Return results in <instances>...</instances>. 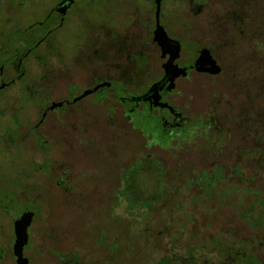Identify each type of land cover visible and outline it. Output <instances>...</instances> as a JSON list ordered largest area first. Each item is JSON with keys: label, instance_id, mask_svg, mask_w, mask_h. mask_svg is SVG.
I'll list each match as a JSON object with an SVG mask.
<instances>
[{"label": "rangeland", "instance_id": "1", "mask_svg": "<svg viewBox=\"0 0 264 264\" xmlns=\"http://www.w3.org/2000/svg\"><path fill=\"white\" fill-rule=\"evenodd\" d=\"M3 1L5 0H1V3ZM17 1L15 0V2ZM49 1L45 5L47 9L52 6L55 0ZM58 1L60 0H56V2ZM179 1L181 2L179 12L183 11L182 13L186 14V17L194 23L193 27L189 25L188 28L178 26L176 33L179 38L183 39L189 36L194 42L215 46L223 41L219 36L223 29H226L224 35L230 36L225 39L226 45L214 49V54L223 65L222 71L220 69L216 73L217 76L199 77L197 79L199 82L195 83L197 80L194 75L193 85L186 82L181 83V87L185 86L183 92L180 93L185 96V99L180 97L183 102L185 101L183 104L185 106L180 104L185 108L182 111L189 118H195L201 112L208 110L207 114L223 127L237 126L241 122L243 113L240 111V105L245 101L236 98L237 89H233V84L258 78V83L264 87V69L259 71V65L252 61L261 55L264 56V46L260 44L264 41V0H255L253 7L256 10L254 12L249 9L252 1L245 0L242 5L245 11L241 12L252 16L253 23H245L247 18H242L237 26H233L234 22L231 20L239 13L236 5L232 1L226 2L225 0L222 4L219 0L220 5L217 6V11H213L215 20L210 18L211 23L216 24L218 32H212L214 30L210 29L205 18L210 12L208 11L209 2L203 6V0ZM25 3L27 5L21 6L23 11L14 15L13 18L17 24L20 23L23 26L28 23L24 20L31 17L30 11H35L34 19L40 18V7H42L40 5L44 2L30 0ZM85 3H80V5L84 6ZM7 4H3L6 6L7 14L1 18L0 31L12 29L13 20L11 23L9 22L8 12L14 4L11 6ZM43 9H45L44 6ZM131 14L134 16L133 13ZM84 15L89 14L85 13ZM124 17L125 11L120 15L121 19ZM70 19L71 23L69 22L67 25L69 31L66 32V35L71 36L74 42L75 32L81 26L80 22H75L76 18L74 19L73 15ZM219 24L224 28H219ZM261 31L263 34H260ZM253 35H256L257 39H253ZM233 39H235V44L228 45ZM239 47L240 49H238ZM231 50L245 58V63L240 62L238 56H233L234 53H229ZM34 57L31 58L34 62L30 69L38 71L37 60ZM224 61L228 63L226 64ZM248 61L249 63H247ZM8 69L6 68L7 75H9ZM249 85L254 86V82L250 81ZM56 89L60 90L62 87L57 83ZM188 94L192 96L189 97ZM8 95L10 96L8 103H5L4 99L0 97V104L7 105L6 112L0 117V170L7 171L10 168L15 171L5 183H23L25 186V175H19L18 170L16 171L24 163L22 169L29 174L31 182L25 188L17 187L15 202L12 194L0 191V204L5 213L7 210L10 212L12 218H19L26 210L35 214L28 231L27 244L29 243V245L26 246V244L23 250V255L28 258L29 264H134L139 261L140 249L145 247L135 246L130 250L125 248L128 247L125 245V215L128 212L125 211V202L119 199L120 195L117 196L118 192L115 190L121 184L118 174L121 167L125 168L123 171L125 174V196L135 203H144L162 199L163 196L166 197L165 192L167 191L163 178L167 171L184 170L183 174L188 177L194 173L193 169L199 170L198 166H203V164L209 166L208 164L211 165L221 159L225 160V163L235 160L234 156L228 158L225 155L207 159L198 151L193 152L191 144L183 146L184 148H180L179 151L159 148L157 145L148 147L146 140L140 135L137 136L126 121L125 131L118 132L117 137L107 135L103 138L100 133L107 131L110 126L105 127L101 122L100 117L103 115V109L95 108L91 110V119L88 121L92 132L90 142L78 138L70 142L62 141L61 149L59 148L61 155L54 156L58 161L53 162L52 166L50 165L49 171L38 170L40 159L44 157V147L38 144L35 135L27 132L26 126L19 127V131L22 133L20 139H16L18 137L17 130H9L12 132L13 139H5V124L7 125L10 120L12 112L22 110H19L13 103L12 98L15 99V94L8 91L5 96L8 97ZM259 99L261 97H257V100ZM20 115L21 123H23L27 120L35 122L38 114L35 109H31L27 112L22 111ZM50 116L52 117L53 114ZM94 118H97L99 122L96 125H92ZM88 126L86 125L87 128H89ZM214 131H216V126H213L211 133ZM37 132L52 139L54 144L58 143L57 139H61L59 136L54 137L57 131L50 129L49 122L42 123ZM237 136L239 135L234 137L238 138ZM202 138L204 137L202 136ZM157 140L158 138L155 139V141ZM234 141L236 140L234 139ZM16 145H18L17 149ZM11 150H18L19 153ZM26 157H28L29 163L25 162ZM200 157L204 159L201 160ZM22 159H24L23 163ZM61 161L62 165L74 170L77 176L70 190L57 186L55 181L62 172ZM184 162L185 164H183ZM41 163V167L45 168L48 162L42 160ZM193 165L197 167H193ZM210 169L213 170L212 167ZM257 183L256 185L262 189L264 177L261 180L258 179ZM117 190L120 192L119 189ZM199 192H201L200 189L192 188L184 196L188 198L191 195H196L197 200H201L200 202H203L204 205H209L206 202L208 199L201 196ZM249 193L232 190L226 195L224 200L231 203L221 204V207L225 209L216 213L217 216L211 220L210 228L207 231L201 232L200 230L205 226L203 225L205 222L191 223L184 236L186 233L190 235L198 232V238L195 236L194 239L187 238L195 246L194 251L189 255L186 247H182L183 253L180 256L183 258H179L171 264H257L258 259L264 261V220L255 226L251 220L241 218V209L245 206ZM9 199H12L13 202ZM236 202L238 203L235 204ZM235 205L237 206L235 207ZM210 217L213 216L210 215ZM1 222L0 219V264H15V255L12 247H8L10 241L7 237L8 234L3 233ZM175 229L183 230L177 227ZM58 251L65 255V259H67L65 263L61 261Z\"/></svg>", "mask_w": 264, "mask_h": 264}, {"label": "flooded vegetation", "instance_id": "2", "mask_svg": "<svg viewBox=\"0 0 264 264\" xmlns=\"http://www.w3.org/2000/svg\"><path fill=\"white\" fill-rule=\"evenodd\" d=\"M27 1L30 0H18L17 2L10 0L8 6L14 4L8 12L9 22L13 20L12 29L0 31V97L8 103L10 96L7 97L5 94L10 91L15 94V99L12 98L13 103L19 110L22 109L19 112H12L10 120L7 125L5 124V139H13L11 132L13 130L18 131L16 139H20L22 133L19 127L24 125L27 127V132L35 135L38 144L44 147V157L40 159L38 170L49 171L50 165L58 161L54 156L61 155L59 148L61 149L62 141L70 142L78 138L90 142L92 132L88 121L91 119V110L95 108L103 109L101 122L105 127L110 126L107 131L100 133L101 137L105 138L107 135L117 137L118 132L125 131L126 121L137 136L140 135L146 140L148 147L157 145L159 148H169L173 151H179L180 148H184L183 146L191 144L193 152L198 151L202 154L204 145L216 144L221 140H224L223 144L226 145L227 141L232 140L229 133L227 135L224 133L223 129L226 127H232L234 132L240 129V123L237 126L223 127L207 114L208 110L201 112L195 118H189L182 111L185 108L181 105L185 101L183 102L180 97L185 99V96L180 93L183 92L185 86L181 87V83L186 82L193 85L194 75H196L195 80L199 77L218 75L206 70L209 67L208 64L198 62L201 50L204 48L210 50L213 59L222 71L223 65L214 54V49L226 45L225 39L230 36H225L226 29H223L221 35L219 34L223 41L215 46L194 42L189 36L179 38L176 33L178 26L188 28L189 25L192 27L194 25L193 21L182 13L183 11L179 12L181 3L179 0H86V3L85 0H60L58 2L55 0L48 9L45 6L48 0H41L44 3L40 5L42 6L40 7V18L34 19L35 11H30L31 17H28V13V19L24 20L28 23L23 26V24H17L13 18L14 15L23 11L21 6L27 5L25 3ZM213 1L203 0L202 5L209 2L208 11L210 12L205 18L210 29L214 30L212 32H218L216 24L213 25L210 18L215 20L213 11H217L220 3L219 0H215L214 3ZM223 1L220 0L222 4ZM225 1H232L239 10L237 16L231 19L234 22L233 26H237L242 18H247L245 23H253L252 16L241 12L245 11V8H242L245 0ZM251 1L252 5L249 9L254 12L256 10L253 7L255 0ZM80 3L85 4L82 6ZM124 11L125 17L121 19L120 15ZM4 12L5 16L6 9ZM85 13L89 15H84ZM71 15L74 19L76 18L75 22H80L81 26L75 32L76 34L74 33V42L71 36L66 35L69 31L67 25L71 20ZM219 28L224 27L219 24ZM255 36L253 35L252 38L257 39ZM6 40V46H3L1 42H6ZM262 43L263 41L260 44ZM232 44H235V39L228 43V45ZM230 52L234 53L233 56H238L240 62L245 63V58L237 55L234 50ZM32 57L37 60L38 71L30 69L34 62ZM252 61L259 65V71H263V55ZM6 68H9V75L6 73ZM250 81L254 82V86L249 85ZM250 81L234 83L233 89H237V99L247 102L252 100V98L248 99V96H255L256 99L253 101L257 104L262 100V97L259 100L257 97L264 93V87L258 83V78ZM57 83L62 89H56ZM188 96L192 95L188 94ZM245 102L241 103L240 111ZM6 106L4 103L0 104V117L6 112ZM31 109H35L38 114L36 121L27 120L21 123L20 113ZM51 114H53L52 117ZM48 122L50 129L57 131L54 137L61 138L57 139L58 143L54 144L52 139L37 132L42 123ZM93 122L92 125L99 123L97 118H94ZM213 126H216V130L218 128V135L210 140L206 137L208 135L206 131H211ZM200 129H203L204 135H207L199 133ZM197 136L199 137L196 138ZM157 138L158 140L155 141ZM224 145L214 148L217 157L229 150L231 151L228 155H236V144L226 149ZM17 147L18 145L16 149ZM11 151L19 153L18 150ZM46 157L48 158L45 159ZM200 159L203 158L200 157ZM42 160L48 162L45 168L41 167ZM21 161L23 163L24 159ZM223 161V159L215 161L211 167L218 164L222 166V171H225L223 168L227 167V164L222 163ZM25 162L29 163L28 157L25 158ZM22 166L24 163L16 171L18 170L19 175H25V186L23 183H5L15 171L10 168L7 171L0 170V191L12 194L14 202L17 187L25 188L31 182L29 174L22 169ZM62 166V172L55 181L57 186L70 190L77 176L70 167ZM123 167L118 173L121 184L117 189L120 192L115 190L118 192L117 196L120 195L119 199L125 202V174L123 172L125 168ZM193 167L197 166L193 165ZM204 167L207 166L205 164L198 166L199 169ZM175 171L182 170L176 169ZM184 182L186 185L184 191H178L180 194H188L192 188L201 190L200 185L193 180L186 179ZM184 195L182 196L184 202L193 201V195L188 198ZM9 201L13 202L12 199ZM224 202L231 203L226 200ZM0 219L3 224V233L8 234L10 241L8 247H12L13 250L16 218H12L8 210L5 213L0 204ZM30 227L31 225L28 231ZM28 245L29 243L26 246ZM186 249L189 255L194 251V247H186ZM58 252L61 261L65 263L67 261L65 255ZM181 254H178L179 257L176 256V259L168 264L179 258L182 259Z\"/></svg>", "mask_w": 264, "mask_h": 264}, {"label": "trees", "instance_id": "3", "mask_svg": "<svg viewBox=\"0 0 264 264\" xmlns=\"http://www.w3.org/2000/svg\"><path fill=\"white\" fill-rule=\"evenodd\" d=\"M19 2L21 3V1ZM4 3L9 4L10 0H5L3 3L0 0V17L5 14L6 6L3 5ZM262 32L260 34H263ZM1 43L6 46L7 40ZM262 45H264V41ZM260 97L262 100L258 101L257 104L253 101L256 99L253 96L252 100H248L242 106L241 127L238 131L234 132L232 127L223 129L226 135L228 133L231 135L232 140L227 141L226 145L223 144L224 140H221L217 141L216 144L203 146L204 152L201 155L209 159L217 157L214 151L215 147L224 145L226 149L236 144L234 162L224 163L225 160L222 162L227 164V167L223 168L225 171H222V166L218 164L212 166L213 170L210 169L211 165L199 170L193 169L194 173L188 177L183 174L184 170L178 172L170 170L166 172L163 178L166 183V197L163 196L162 199L159 198L160 200L135 203L125 196V211L128 212L125 215V245L128 247L125 248L130 250L131 247L135 246L145 247L140 249L139 261L134 262V264H168L176 259V256L179 257L178 254L183 253L182 247H195L187 238L194 239V236L198 238V232L190 235L186 233L184 236L187 228L191 223L197 224L203 221L205 226L200 230L201 232L207 231L210 228L211 220L216 218V213L225 209L221 207V204H225V196L232 190L252 193V195L248 194L247 202L241 209L242 219L251 220L255 226L264 220V186L261 189L259 185H256L258 179L261 180L264 177V93H261ZM250 98L252 96H248V99ZM217 130L213 133L207 130L208 135L205 134L206 137L212 140L215 135H218ZM198 132L205 133L203 129L198 130ZM235 135H239L238 138H235ZM229 151L222 156L227 154L229 158L231 156L228 155ZM178 177L179 179H177ZM186 179L193 180L200 185V194L208 199L206 202L209 205L197 201L196 195L193 196L192 202L183 201L182 196L184 194H180L178 191H184L186 185L184 180ZM217 195L223 197L220 198ZM167 197L171 200L166 199ZM210 215L213 217L209 218ZM176 227L183 230H176ZM182 241L186 245H183ZM257 264H264V261L258 259Z\"/></svg>", "mask_w": 264, "mask_h": 264}, {"label": "water", "instance_id": "4", "mask_svg": "<svg viewBox=\"0 0 264 264\" xmlns=\"http://www.w3.org/2000/svg\"><path fill=\"white\" fill-rule=\"evenodd\" d=\"M198 62L208 64L209 67L206 70L212 73H218L221 69L213 59L210 50L206 48L201 50ZM33 215L34 213L32 211H25L15 220V241L13 244V253L16 258L15 264H29L28 258L23 255V250L28 242V227L31 224Z\"/></svg>", "mask_w": 264, "mask_h": 264}]
</instances>
